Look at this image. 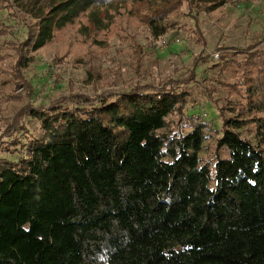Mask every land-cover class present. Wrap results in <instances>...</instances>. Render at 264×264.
Wrapping results in <instances>:
<instances>
[{
  "label": "trees",
  "instance_id": "obj_1",
  "mask_svg": "<svg viewBox=\"0 0 264 264\" xmlns=\"http://www.w3.org/2000/svg\"><path fill=\"white\" fill-rule=\"evenodd\" d=\"M229 1L0 0L32 20L6 44L9 84L25 87L29 52L79 17L102 25L128 6L157 39L179 29L182 9L222 15ZM263 42L215 49L226 102L211 159L186 90L140 84L97 106L28 110L42 135L15 138L5 151L18 158H0V264H264Z\"/></svg>",
  "mask_w": 264,
  "mask_h": 264
},
{
  "label": "rangeland",
  "instance_id": "obj_2",
  "mask_svg": "<svg viewBox=\"0 0 264 264\" xmlns=\"http://www.w3.org/2000/svg\"><path fill=\"white\" fill-rule=\"evenodd\" d=\"M100 19L102 25L79 17L56 32L47 46L29 52L32 60L23 70L25 87H14L9 80L15 53L6 44L22 41L25 24L32 20L16 5L6 9L0 3V158H18V153L5 151L15 138L25 143L42 135L28 110L97 106L136 85L152 84L189 92L187 113L206 126L200 157L211 159L222 134L219 111L226 102V93L214 83L213 66L219 62L215 49H244L261 40L264 0L229 1L222 15L188 17L182 9L179 29L157 39L128 6L104 12ZM259 49L264 50V42ZM199 54L206 61L192 75V62ZM243 136L256 142L246 131Z\"/></svg>",
  "mask_w": 264,
  "mask_h": 264
},
{
  "label": "built area",
  "instance_id": "obj_3",
  "mask_svg": "<svg viewBox=\"0 0 264 264\" xmlns=\"http://www.w3.org/2000/svg\"><path fill=\"white\" fill-rule=\"evenodd\" d=\"M215 57H217V55Z\"/></svg>",
  "mask_w": 264,
  "mask_h": 264
}]
</instances>
